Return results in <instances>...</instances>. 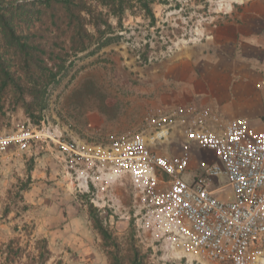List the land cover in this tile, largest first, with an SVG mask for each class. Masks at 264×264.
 <instances>
[{
	"label": "rangeland",
	"instance_id": "obj_1",
	"mask_svg": "<svg viewBox=\"0 0 264 264\" xmlns=\"http://www.w3.org/2000/svg\"><path fill=\"white\" fill-rule=\"evenodd\" d=\"M5 1L2 6L6 8L12 1L10 10L20 21L19 29L36 34L28 41L53 50L66 62L58 82L47 86L44 79L39 82L37 89L43 88L44 94L26 91L21 96L12 86L0 89V132L15 133L44 122L57 125L75 139L100 143L109 133L137 130L146 112L162 105L155 95L162 92L156 87L163 81L157 77L163 65L180 53L199 47L207 51L215 31L234 21L236 12L250 0H153L154 21L138 6L125 12L121 25L108 17L112 31L106 37L111 42L97 48L94 41L77 54L67 50L69 43L61 29L55 30L48 22L46 38L40 37L45 25L41 29L36 22L33 0ZM19 5L21 9L15 10ZM29 12L35 14L26 19ZM4 48L1 59L27 90L31 84L22 61ZM41 60L50 67L45 56ZM23 102L31 104L32 117ZM172 153L179 150L173 148ZM193 153L196 166L205 154L201 150ZM27 175L31 184L22 190ZM89 206L111 235L107 247L93 229ZM137 219L128 183L90 185L88 191L79 192L63 176L55 147L40 145L27 151L11 147L0 153V264H42L37 260L41 250L37 242L42 238L49 250L44 264H109L108 252L117 254L122 264H131L133 258L136 264H216L205 258L168 256L149 234L138 229Z\"/></svg>",
	"mask_w": 264,
	"mask_h": 264
},
{
	"label": "built area",
	"instance_id": "obj_2",
	"mask_svg": "<svg viewBox=\"0 0 264 264\" xmlns=\"http://www.w3.org/2000/svg\"><path fill=\"white\" fill-rule=\"evenodd\" d=\"M40 145L58 150L63 176L79 192L128 183L138 229L168 256L264 264V130L246 120L220 123L207 108L159 106L134 132L100 143L44 122L0 132V153ZM195 150L205 157L193 166Z\"/></svg>",
	"mask_w": 264,
	"mask_h": 264
},
{
	"label": "crops",
	"instance_id": "obj_3",
	"mask_svg": "<svg viewBox=\"0 0 264 264\" xmlns=\"http://www.w3.org/2000/svg\"><path fill=\"white\" fill-rule=\"evenodd\" d=\"M234 18L215 31L207 51L199 47L180 53L163 65L157 75L163 81L156 87L162 92L155 100L166 107L207 108L222 122L240 118L262 131L264 0H250Z\"/></svg>",
	"mask_w": 264,
	"mask_h": 264
},
{
	"label": "trees",
	"instance_id": "obj_4",
	"mask_svg": "<svg viewBox=\"0 0 264 264\" xmlns=\"http://www.w3.org/2000/svg\"><path fill=\"white\" fill-rule=\"evenodd\" d=\"M15 1V0H14ZM5 0H0V49L1 47L9 52L8 55L16 56L22 61L24 72L27 75L31 87L25 90L19 85L17 79L11 75L10 70L7 68L4 61L1 59L0 54V83L1 90L12 86L14 90L22 96L24 92L31 94H44L43 88L40 90L39 82L44 79V85L55 83L58 74L65 67V59H62L58 54H54L53 50L47 51L45 46L38 44L34 46L31 41H28L29 37H34L36 34H25L19 29V20L12 15L13 9L11 2L3 7ZM150 3L153 0H33L32 4L36 6V22L39 23L41 29L43 25L45 28L40 31V37L46 38L44 34L47 32L48 23L50 26H54L55 30L61 29V33L67 38L69 43L68 51L73 54L85 52L94 41L97 42V48L104 47L111 42V38H107L106 35L112 31L111 24L108 17L116 19L118 25H121V18L125 12L133 9L134 7H140L144 13L149 17L151 21H154V14ZM19 5L15 10H20ZM7 9V11L5 10ZM23 10V9H22ZM32 12V11H30ZM25 13L26 19H30L34 16L33 13ZM18 16L20 14H17ZM48 22V23H47ZM92 29V32L89 30ZM58 46V44H55ZM8 49V50H7ZM68 51L66 55L68 56ZM41 56H45L46 60L51 63L50 67L41 60ZM56 60H60V63L56 64ZM44 86V87H45ZM25 112L29 117H32L30 106L23 102ZM30 171V170H29ZM31 184V178L27 175V180L22 186V190H27ZM88 215L92 223L94 231H96L101 237L105 247L110 245L111 235L103 225L102 220L95 214V210L89 206ZM12 243V241L10 242ZM41 246V250L38 253V262L44 264L46 258L44 254L48 255L47 241L45 238L40 239L37 242ZM109 264H122L117 254L108 252ZM59 264H62L59 262ZM131 264H136V259L133 258Z\"/></svg>",
	"mask_w": 264,
	"mask_h": 264
},
{
	"label": "bare ground",
	"instance_id": "obj_5",
	"mask_svg": "<svg viewBox=\"0 0 264 264\" xmlns=\"http://www.w3.org/2000/svg\"><path fill=\"white\" fill-rule=\"evenodd\" d=\"M228 8H230V5H228Z\"/></svg>",
	"mask_w": 264,
	"mask_h": 264
}]
</instances>
